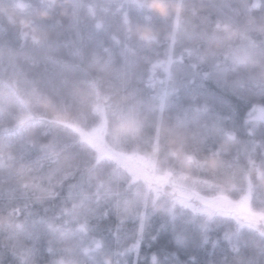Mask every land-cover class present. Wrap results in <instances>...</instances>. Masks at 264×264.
<instances>
[{"label": "trees", "instance_id": "16d2710c", "mask_svg": "<svg viewBox=\"0 0 264 264\" xmlns=\"http://www.w3.org/2000/svg\"><path fill=\"white\" fill-rule=\"evenodd\" d=\"M9 58L35 106L0 112V264H264L263 222L172 186L264 213V0H0Z\"/></svg>", "mask_w": 264, "mask_h": 264}, {"label": "rangeland", "instance_id": "374dc122", "mask_svg": "<svg viewBox=\"0 0 264 264\" xmlns=\"http://www.w3.org/2000/svg\"><path fill=\"white\" fill-rule=\"evenodd\" d=\"M75 1H84V0H75ZM98 1V0H94ZM105 1V0H102ZM22 6V10L27 12L26 5L20 3ZM28 6V5H27ZM25 34V40L26 37H28L27 31ZM8 65H4L3 69L4 72L7 70V66H9V70L5 73L7 78L0 77V112H2L5 109H9L10 106L16 105L19 107V122L24 123L28 121L30 118L33 117L32 109L35 106V102L28 96L27 93L24 92V88H22V85L19 82L18 79V72L15 62L9 58V61L7 62ZM157 79V77H155ZM160 79V78H159ZM161 82L163 79H160ZM153 85L157 86L158 82L157 80L153 81ZM160 85V83H159ZM99 103L96 104L94 110L97 113H101L102 111V101L100 100V97H98ZM101 101V102H100ZM105 102H108V98L105 100ZM111 104H109L110 106ZM259 115H256V117L264 118V110L258 112ZM129 124V125H126ZM128 128H133V121L129 118H127L126 115H123V122L122 125L120 124V130L126 131ZM100 132V131H99ZM100 134H96V138H92L97 141V143L100 145L101 140L99 137ZM92 137V136H90ZM106 152L109 158L113 159V161L118 164L119 166L127 169L130 171L137 179L144 178L147 179L150 184L151 188H154L156 192H160V187L164 185V182L162 180V174H157V176L160 178L158 181H154L155 176L154 172H157L155 169L150 167V163L147 160H144L145 158H138L136 156L130 155H124L122 153V150L119 148H106L102 147ZM138 159H141L140 161ZM149 167V168H148ZM154 171V172H153ZM172 186H175V191L178 193L176 196L177 200H181L184 203H186L189 206H193L196 209L208 214L209 216H213L215 214L217 215H232L233 217L239 219L240 221L249 224V225H256L263 222L264 224V213H257V216L252 215V209L250 207V203L246 202L250 199V189L245 194V199L241 201L236 202H229L228 200L217 197V198H205V197H196L197 199L196 204L193 201H188L189 199L185 196L188 195V192L183 190L181 185L176 181L175 183L172 182ZM132 203V199H129L127 201L126 206L130 207ZM68 237V236H67ZM65 237V239L67 238Z\"/></svg>", "mask_w": 264, "mask_h": 264}]
</instances>
